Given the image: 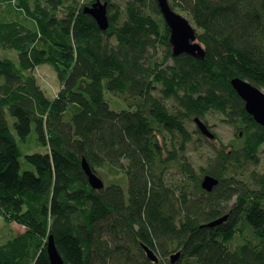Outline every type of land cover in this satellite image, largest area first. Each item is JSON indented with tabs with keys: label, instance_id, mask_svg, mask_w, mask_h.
Returning <instances> with one entry per match:
<instances>
[{
	"label": "trees",
	"instance_id": "1",
	"mask_svg": "<svg viewBox=\"0 0 264 264\" xmlns=\"http://www.w3.org/2000/svg\"><path fill=\"white\" fill-rule=\"evenodd\" d=\"M94 1L0 0V49L17 53H0V218L24 228L0 240V264H51V235L64 264H264V172L252 168L264 126L231 84L264 88V0H170L197 26L203 58L173 55L157 0H105L106 30L84 12ZM44 64L61 83L53 98ZM107 90L129 107L112 109ZM210 116L235 138L206 139L197 166L190 124ZM206 174L220 180L213 191Z\"/></svg>",
	"mask_w": 264,
	"mask_h": 264
},
{
	"label": "water",
	"instance_id": "2",
	"mask_svg": "<svg viewBox=\"0 0 264 264\" xmlns=\"http://www.w3.org/2000/svg\"><path fill=\"white\" fill-rule=\"evenodd\" d=\"M157 2L171 31L170 42L172 44L173 55L180 56L182 54H189L203 58L205 50L202 43L198 40L197 30L191 21L182 13L175 10L171 5L170 0H157ZM84 12L92 15L101 29L106 30L109 27L110 21L107 1L95 0L91 5L85 6ZM231 84L240 97L245 101L248 113H250L259 124L264 126V88L241 77L233 78ZM195 122L203 135L209 139H214L216 137L211 131V128L202 118L196 117ZM82 167L88 177L89 184L95 189H104V179L92 169L86 158H83L82 160ZM219 182L220 180L217 177L211 174H206L202 179V187L207 191H213ZM228 218L229 214H225L208 223L207 226L215 227L227 221ZM145 250L147 256L151 260L154 262L159 261L158 255L152 248L145 246ZM48 253L51 264H64V258L57 248L53 235L49 237ZM180 255V251L172 254V262H176Z\"/></svg>",
	"mask_w": 264,
	"mask_h": 264
},
{
	"label": "rangeland",
	"instance_id": "3",
	"mask_svg": "<svg viewBox=\"0 0 264 264\" xmlns=\"http://www.w3.org/2000/svg\"><path fill=\"white\" fill-rule=\"evenodd\" d=\"M81 1H85V0H81ZM102 1H105V0H102ZM113 1L119 2L122 5L124 4L123 0H113ZM183 15L189 19L187 14H183ZM191 23L197 29V26L194 24V22L191 21ZM0 53L8 57H13V58L17 57V53L12 49L1 48ZM36 75L39 79V82L42 88L45 90L46 94L48 95V97L53 98L54 96H56V94L58 93L61 87V83L57 77L56 70L52 66L48 64H44L36 68ZM106 95H107L106 97L108 101L110 102V106L112 109L118 111V110H122V109L129 107L126 101L114 95L112 92L107 90ZM166 102L169 104L171 103V101H166ZM9 121H10V124L12 125L13 130H15L14 124H13L14 118L9 116ZM204 121L208 124V126L211 128V131L216 135V137L215 139H209L208 137H206L205 135L201 133L195 121L190 124V130L194 132L195 141L189 144L187 155L188 157L191 158V160L194 161V163L197 166L205 165L207 156L212 153L213 146L211 142H208L206 139H209L210 141H213L216 144H219V140L221 139L224 143L230 144L235 138V133L233 131V128L229 124L224 123L222 121V117L210 116L208 121L206 120ZM35 137H36V131L34 128L30 136V140H29L30 143H32ZM32 151L43 153L47 151V147L42 146V145L36 146ZM24 167H28V165L24 164ZM29 167H32V166H29ZM252 168H256L258 171L264 172V146L260 152V164L258 166H253ZM119 182L122 184V186L127 192V182L126 181H119ZM23 230L24 228L22 225L15 223V222L8 223L4 218H0V240L1 241H6L12 236L13 233L18 234L22 232Z\"/></svg>",
	"mask_w": 264,
	"mask_h": 264
},
{
	"label": "bare ground",
	"instance_id": "4",
	"mask_svg": "<svg viewBox=\"0 0 264 264\" xmlns=\"http://www.w3.org/2000/svg\"><path fill=\"white\" fill-rule=\"evenodd\" d=\"M180 175V174H179Z\"/></svg>",
	"mask_w": 264,
	"mask_h": 264
}]
</instances>
